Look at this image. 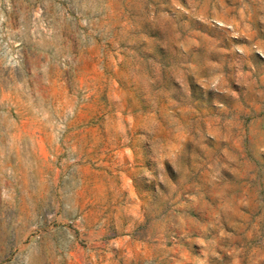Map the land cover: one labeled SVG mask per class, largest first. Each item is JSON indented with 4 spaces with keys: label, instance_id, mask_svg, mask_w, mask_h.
Returning <instances> with one entry per match:
<instances>
[{
    "label": "rangeland",
    "instance_id": "1",
    "mask_svg": "<svg viewBox=\"0 0 264 264\" xmlns=\"http://www.w3.org/2000/svg\"><path fill=\"white\" fill-rule=\"evenodd\" d=\"M0 264H264V0H0Z\"/></svg>",
    "mask_w": 264,
    "mask_h": 264
}]
</instances>
